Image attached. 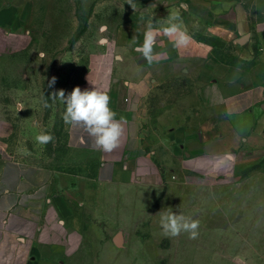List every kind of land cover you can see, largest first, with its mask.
Wrapping results in <instances>:
<instances>
[{
	"label": "rangeland",
	"instance_id": "374dc122",
	"mask_svg": "<svg viewBox=\"0 0 264 264\" xmlns=\"http://www.w3.org/2000/svg\"><path fill=\"white\" fill-rule=\"evenodd\" d=\"M148 1L135 0L134 10L127 0H22L11 8L13 23L0 24V153L46 171L51 193L80 214L76 223L52 227V252L33 253L32 264H264V167L216 171L161 147L153 157L156 172L103 183L96 160L67 143L65 105L51 93L69 94L112 50L120 28L132 31L146 19L140 10ZM243 1L251 16L250 27L239 33L249 34L244 44L206 35L214 12L201 0H188L185 15L218 60L259 83L264 0ZM251 44V57L244 59ZM9 49L24 65H15V86L6 91L2 54ZM52 77L56 83L49 87ZM41 133L54 140L38 143ZM169 208L200 222L197 239L164 236L158 213Z\"/></svg>",
	"mask_w": 264,
	"mask_h": 264
},
{
	"label": "crops",
	"instance_id": "0c3cea01",
	"mask_svg": "<svg viewBox=\"0 0 264 264\" xmlns=\"http://www.w3.org/2000/svg\"><path fill=\"white\" fill-rule=\"evenodd\" d=\"M201 1L214 12L208 37L232 42L250 27L243 0ZM20 2L0 0V24L13 23L11 8ZM187 6L188 0H149L140 10L146 19L132 31L120 28L112 50L103 52L102 61L75 86L107 92L124 128L119 147L104 152L82 130L64 123L69 147L96 160L103 183L156 172L153 157L161 147L185 154V159H200L216 171L264 167V75L255 83L218 60L215 48L190 31ZM171 23L180 31L168 35L163 29ZM149 24L156 37L152 64L137 50ZM180 33L190 39L177 47ZM251 46L244 48V59H250ZM2 55L3 87L8 91L15 86V65L23 66L24 60L10 49ZM79 218L65 199L51 193L46 171L0 153V264H32L33 253L52 252L51 230L58 221L73 224Z\"/></svg>",
	"mask_w": 264,
	"mask_h": 264
},
{
	"label": "clouds",
	"instance_id": "9594fccd",
	"mask_svg": "<svg viewBox=\"0 0 264 264\" xmlns=\"http://www.w3.org/2000/svg\"><path fill=\"white\" fill-rule=\"evenodd\" d=\"M134 10L136 9L135 0H127ZM178 19V17H173ZM104 29H101L103 31ZM163 31L168 34H176L180 31L177 23H171ZM133 42L136 43V37H133ZM190 37L184 33H180L175 41V46L179 47L187 45ZM103 43V41H102ZM156 37L154 35L151 24L147 26L144 34V40L138 47L143 58L152 64L154 58V47ZM56 83V77H52L49 81V87ZM50 99L60 101L65 105L63 120L74 129L82 130L92 140V146L104 152H112L119 147L121 137L124 134V128L120 120L116 119V112L110 106L111 98L107 92L93 88L91 90H81L80 87H75L65 95V91L60 89L51 93ZM49 105L45 103V107ZM54 140V136L50 133H41L36 136V141L40 144H49ZM229 159H234L228 154ZM160 225L164 236L178 237L182 233H187L189 239H197L199 236V221L191 217H186L182 213L175 214L171 208L161 211Z\"/></svg>",
	"mask_w": 264,
	"mask_h": 264
},
{
	"label": "water",
	"instance_id": "95a60500",
	"mask_svg": "<svg viewBox=\"0 0 264 264\" xmlns=\"http://www.w3.org/2000/svg\"><path fill=\"white\" fill-rule=\"evenodd\" d=\"M249 39V35H245L239 39V42L244 44ZM116 241L119 242V236H116Z\"/></svg>",
	"mask_w": 264,
	"mask_h": 264
},
{
	"label": "trees",
	"instance_id": "16d2710c",
	"mask_svg": "<svg viewBox=\"0 0 264 264\" xmlns=\"http://www.w3.org/2000/svg\"><path fill=\"white\" fill-rule=\"evenodd\" d=\"M196 38L199 39V40H202V41H203V39H201V38L198 37V36H196ZM210 38H213V37H210ZM204 42H206V41H204ZM206 43H208V42H206Z\"/></svg>",
	"mask_w": 264,
	"mask_h": 264
}]
</instances>
